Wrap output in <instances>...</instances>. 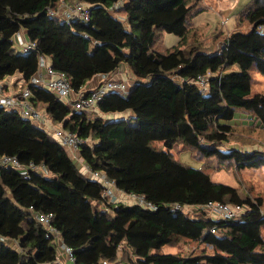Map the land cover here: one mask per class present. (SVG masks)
Here are the masks:
<instances>
[{
    "label": "trees",
    "instance_id": "obj_1",
    "mask_svg": "<svg viewBox=\"0 0 264 264\" xmlns=\"http://www.w3.org/2000/svg\"><path fill=\"white\" fill-rule=\"evenodd\" d=\"M76 1L90 5L88 21L62 18V3ZM200 5V0H0V83L6 92L3 82L20 74L17 87L30 91L29 101L54 125L86 141L80 156L93 172L156 206L111 202L105 187L83 172L50 129L0 106V158L15 156L22 166L47 170L24 177L0 166V235L10 241L0 242V264H64L58 243L36 214H53L51 225L76 264H264L263 198H244L237 188L213 181L204 167L187 166L174 155L180 145L204 163L239 171L264 168V150L224 148L238 112L264 128V93L253 90V74L264 75V0H251L237 16L251 28L233 31L215 51L189 40L197 29L193 19L206 11ZM18 33L36 48L20 53ZM164 33L178 36V44L166 48ZM41 57L67 76L75 93L123 64L135 82L127 97L111 92L96 110H75L31 84ZM198 76L208 78L209 91L196 83ZM123 112L132 115L105 118ZM209 202L240 204L246 211L222 220L173 206ZM182 242L204 249L164 252Z\"/></svg>",
    "mask_w": 264,
    "mask_h": 264
},
{
    "label": "built area",
    "instance_id": "obj_2",
    "mask_svg": "<svg viewBox=\"0 0 264 264\" xmlns=\"http://www.w3.org/2000/svg\"><path fill=\"white\" fill-rule=\"evenodd\" d=\"M51 13L55 14L54 12ZM60 14L62 18L67 21L78 19L88 21L91 17V7L90 5L78 1H76L74 4H67L66 2H63L61 5ZM15 43L18 51L22 54H27L28 52L36 48L35 43L27 40L25 35L22 33H18L16 35ZM101 77V82L97 87L89 91L82 90L78 93H75L69 83L67 76L64 73L55 71L51 63L46 58L41 57L39 60L38 70L32 77L30 82L34 86L46 88L47 90L54 93L59 99L63 100L67 105H70L75 110L80 111L96 110L98 104L106 95L111 92L121 93L124 97H127L129 95L131 86L125 80L117 79L115 77H112L111 75L106 74L101 75ZM196 83L202 88L204 92L209 91L210 85L206 76H198ZM30 96V91L27 88L22 90L20 93L9 94L6 92L4 85L0 83V106L12 111L20 112L24 118L30 120L38 126L47 128L46 125L49 124L48 126L51 127L50 132L52 136L57 139L61 145L65 146L70 151H79L81 146L86 143V141L80 138L77 133L64 129L62 125H54L46 112L38 110L34 106V104L29 101ZM0 166L17 170L24 177H28L31 172L47 173L45 167L33 163L28 166H22L18 158L15 156L1 157ZM83 167L84 170L86 169V171L89 173L90 178L99 181L105 187L104 197H107L111 202L116 203L113 196V192L118 191L115 182L109 179L102 172H93L89 167L86 168L84 165ZM125 195L128 197L130 196L134 200H136V202H134L135 204L149 209H156V206L148 202L142 195ZM173 206L176 210H184L188 208L194 210H203L208 212L210 215L215 216L216 219L222 220L238 218L246 211V207L244 205H233L222 202H209L205 205L200 206L198 205L181 207V205L178 204H175ZM36 218L47 228L49 232L48 235L53 236L56 243H58L59 260H61V250L67 257V262L61 260L62 262H64V264H76L74 252L71 248L67 247L64 244L59 235V232L51 225L53 214H36ZM212 232L215 233L216 230H212ZM0 242L9 243L10 241L0 235ZM100 264H107V262L103 261Z\"/></svg>",
    "mask_w": 264,
    "mask_h": 264
},
{
    "label": "rangeland",
    "instance_id": "obj_3",
    "mask_svg": "<svg viewBox=\"0 0 264 264\" xmlns=\"http://www.w3.org/2000/svg\"><path fill=\"white\" fill-rule=\"evenodd\" d=\"M249 1L251 0H239L238 4L235 6L233 10H231V12L240 11L244 9V7L247 4H249L248 3ZM200 4H201L200 6L204 7L206 11L209 9V10H213V12H216L219 15V20L221 17L222 18L215 25L214 24L203 25L200 23L201 21L200 19H202L203 16L215 17V15L212 13V11L209 10L207 11V14H205L206 11L203 12L204 15L203 13L199 14L194 19L195 23L196 24L198 23L199 25L193 24L194 29L195 27L197 29H195L193 32L191 31L189 35L190 42L194 44H199V42H202L205 48L211 51H215L221 48L223 41L233 31L237 29L246 31L251 28V25L247 21L240 23L239 19L237 18L239 13H237L236 15L235 25L231 24L229 26L230 24L229 20H233V18H231L229 14L230 11L224 12L219 2L216 0H200ZM116 15L119 16V18L124 19L123 14H116ZM164 34H165V38L163 35L162 41L166 48H172L178 44L180 40L178 36L169 33H164ZM253 76L255 80L253 85L254 92L264 93V75L254 73ZM129 80L126 81L131 83V81ZM232 126H233V133L231 135V142L230 144L224 146L225 149L236 147L243 150H253V149L264 150V128L262 127L259 121H257L249 114L238 112L235 119L232 121ZM194 154L195 153L192 149H184L180 145H177L174 148L175 157L179 158L181 162L184 163L185 165L195 168L204 167L205 170L210 173L213 181L224 183L237 188V190L244 198L247 196H254V197H262L264 200V168L259 170L239 171L229 165L225 167L219 166L217 162L212 160H206L205 163L204 161L201 162V160L198 157H196ZM78 164L80 165V168L83 170V172H85L89 176V173L86 171V169L84 170L81 161ZM114 192H113V196L115 201L117 202L119 201V197L117 196V193ZM134 202H136V200H134L130 196L129 197L125 196V198L122 199V203L125 204H135ZM187 211L196 212V210L189 208ZM262 212L264 214V206ZM211 216L215 218V216L213 215ZM203 249L204 246L201 244L192 243V242H182L175 247L166 246L164 248V252L177 253V254L180 253L187 255L191 253L201 252ZM122 255L123 253L121 254V256ZM60 259L64 262L65 261L67 262V257L64 254V252H62L61 250H60Z\"/></svg>",
    "mask_w": 264,
    "mask_h": 264
},
{
    "label": "crops",
    "instance_id": "obj_4",
    "mask_svg": "<svg viewBox=\"0 0 264 264\" xmlns=\"http://www.w3.org/2000/svg\"><path fill=\"white\" fill-rule=\"evenodd\" d=\"M216 1H218L219 2V4H220V6L222 7V9L224 10V12H229L230 11V16H231V18H233V20H229L230 22V24H229V26L232 24V25H235V19H236V15H237V13H240L242 10H240V11H233V12H231V10H233L234 8H235V6L238 4V1L239 0H216ZM251 1H249L248 3H250ZM241 4V3H240ZM248 5V4H247ZM209 10V9H208ZM207 10V11H208ZM207 11H206V13L205 14H207ZM209 11H212V13L215 15V17H206V16H203L202 17V19H200L201 21H200V23L201 24H203V25H205V24H216L218 21H220L221 20V18H220V20H219V15L216 13V12H213V10H209ZM205 12V11H204ZM220 12V11H219ZM218 12V13H219ZM202 14V13H201ZM203 15H204V13H203ZM197 17V16H196ZM195 17V18H196ZM194 18V19H195ZM194 19H193V24H196L195 23V21H194ZM230 19V18H229ZM206 21V22H205ZM220 23V22H219ZM196 25H199L198 23L196 24ZM202 26V25H201ZM23 34H25V33H23ZM164 38H165V34H164ZM111 76L112 77H115V78H117V79H121V80H129V81H131V83H129L128 81H126V82H128L129 84H130V86L131 87H133V85H134V82H135V79H134V75H133V73H132V71H131V69H130V67L128 66V65H121L119 68H118V70L116 71V72H114L113 74H111ZM21 78H22V76L20 75V74H17V75H15V76H13V77H8L3 83L7 86V90H8V92H9V94H17V93H20L21 92V88L19 89L18 87H17V85L18 86H21L20 84H21ZM101 79H102V77H101V75H97L96 77H94L91 81H89L87 84H86V86L84 87V91L86 90V91H89V90H91V89H93V88H95V87H97L98 86V84L101 82ZM42 111H44L45 112V110H43V109H41ZM132 114L130 113V112H123V113H114V114H110V115H107V116H105V118L106 119H108V120H111V119H113V120H116V119H121V118H127V117H129V116H131ZM49 125V124H48ZM48 125H46V127L48 128V129H50L51 127L50 126H48ZM69 152H70V154L73 156V157H75L76 159H77V161H78V163H79V161H81V163L86 167V168H88V166L84 163V161H83V159L81 158V156H80V151H76V152H74V151H70L69 150ZM117 193V196L119 197V201H121L122 202V199L123 198H125V194H123L121 191H117L116 192ZM118 201V202H119Z\"/></svg>",
    "mask_w": 264,
    "mask_h": 264
}]
</instances>
